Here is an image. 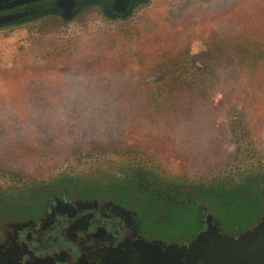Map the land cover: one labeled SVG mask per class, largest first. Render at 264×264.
<instances>
[{
	"label": "rangeland",
	"instance_id": "rangeland-1",
	"mask_svg": "<svg viewBox=\"0 0 264 264\" xmlns=\"http://www.w3.org/2000/svg\"><path fill=\"white\" fill-rule=\"evenodd\" d=\"M263 8L264 0H131L115 14L82 4L5 16L0 213L31 214L55 192L112 196L135 206L152 239L143 245L163 250L207 232L238 239L261 230L264 84L233 78L193 119L163 122L140 116L125 90L158 50L195 55L211 34L261 31Z\"/></svg>",
	"mask_w": 264,
	"mask_h": 264
},
{
	"label": "flooded vegetation",
	"instance_id": "flooded-vegetation-1",
	"mask_svg": "<svg viewBox=\"0 0 264 264\" xmlns=\"http://www.w3.org/2000/svg\"><path fill=\"white\" fill-rule=\"evenodd\" d=\"M130 1L73 0L68 7L70 0H33L0 11V17L28 14L38 7L74 10L82 4L115 14L127 10ZM219 226L222 233L236 234ZM146 232L135 206L119 198L55 192L31 214L0 213V264H160L143 259V242L152 240Z\"/></svg>",
	"mask_w": 264,
	"mask_h": 264
},
{
	"label": "trees",
	"instance_id": "trees-1",
	"mask_svg": "<svg viewBox=\"0 0 264 264\" xmlns=\"http://www.w3.org/2000/svg\"><path fill=\"white\" fill-rule=\"evenodd\" d=\"M185 9L179 8L174 16L181 17ZM254 27H245V33L211 34L204 41L205 50L195 55L183 48L176 52L170 48L156 51L150 55L152 59L145 70L131 75L134 88L130 85L131 90H125L126 97L137 103L140 116L163 122L177 116H185L184 119L192 115L193 119L198 110L195 108L205 105L220 84L233 78L249 83L250 87L264 84V26L259 32ZM128 30L127 34L134 37ZM139 60L140 65L145 64L142 56ZM238 116L239 122L244 121L245 114ZM192 225L196 227L195 222Z\"/></svg>",
	"mask_w": 264,
	"mask_h": 264
},
{
	"label": "water",
	"instance_id": "water-1",
	"mask_svg": "<svg viewBox=\"0 0 264 264\" xmlns=\"http://www.w3.org/2000/svg\"><path fill=\"white\" fill-rule=\"evenodd\" d=\"M33 0H18L13 3L0 4V11L21 5ZM70 0L68 7H71ZM5 17L0 18V24L5 22ZM200 239L189 246L166 250L154 245H143L144 261L160 264H264V232L257 231L235 239L224 237L217 233L207 232ZM155 253L156 259L150 252Z\"/></svg>",
	"mask_w": 264,
	"mask_h": 264
}]
</instances>
